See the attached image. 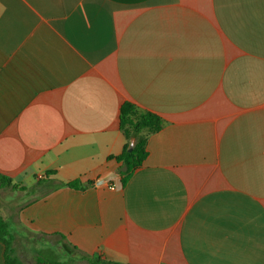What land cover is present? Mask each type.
Returning <instances> with one entry per match:
<instances>
[{
  "label": "crops",
  "instance_id": "1",
  "mask_svg": "<svg viewBox=\"0 0 264 264\" xmlns=\"http://www.w3.org/2000/svg\"><path fill=\"white\" fill-rule=\"evenodd\" d=\"M125 103L162 127L122 185ZM0 175L93 182L23 204L29 239L264 264V0H0Z\"/></svg>",
  "mask_w": 264,
  "mask_h": 264
},
{
  "label": "trees",
  "instance_id": "2",
  "mask_svg": "<svg viewBox=\"0 0 264 264\" xmlns=\"http://www.w3.org/2000/svg\"><path fill=\"white\" fill-rule=\"evenodd\" d=\"M162 127V120L155 114L150 112H140L130 103H125L120 108L119 114V129L125 138V144L121 153L114 157L115 161L120 165L118 176L121 178V184L124 185L129 179L131 174L141 167L143 161L147 156L146 152V139L147 136L159 131ZM134 139V144L129 151L130 142ZM53 173H47V176ZM48 184L50 190L65 187L73 190H85L93 186V182L88 181L82 183L75 180L68 183H61L55 179L39 180L31 188H36L43 184ZM1 188H21L26 190L25 187H19L12 184L11 181L0 175ZM46 237L45 235H43ZM31 238V244L38 246V251L33 264H72L74 261L83 260L88 264H123L115 262L106 258L92 257L80 251L78 248L69 243H60L47 240L46 238ZM60 239L64 237L59 235ZM11 234L9 226L5 220L0 218V242L4 246V264H21L20 260L14 255L10 247ZM41 245V247H40ZM45 251L51 254L50 258L43 255Z\"/></svg>",
  "mask_w": 264,
  "mask_h": 264
},
{
  "label": "rangeland",
  "instance_id": "3",
  "mask_svg": "<svg viewBox=\"0 0 264 264\" xmlns=\"http://www.w3.org/2000/svg\"><path fill=\"white\" fill-rule=\"evenodd\" d=\"M39 187V186H38ZM25 187L26 190L21 188H1L0 187V218L6 221L9 226L11 234L10 247L14 255L18 257L22 264H32L37 254L34 249L36 246L31 244V239L26 237L23 231H20L16 221V214L18 209L25 203L34 199L49 189L48 186L43 185L40 189ZM55 238L52 239L54 242ZM41 247V245H40ZM47 258L51 257L48 251L43 253ZM72 264H88L86 261L78 260Z\"/></svg>",
  "mask_w": 264,
  "mask_h": 264
},
{
  "label": "water",
  "instance_id": "4",
  "mask_svg": "<svg viewBox=\"0 0 264 264\" xmlns=\"http://www.w3.org/2000/svg\"><path fill=\"white\" fill-rule=\"evenodd\" d=\"M133 144H134V139H132V141L130 142V145H129L130 147H129V149H128L129 151L131 150Z\"/></svg>",
  "mask_w": 264,
  "mask_h": 264
}]
</instances>
